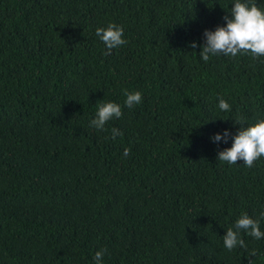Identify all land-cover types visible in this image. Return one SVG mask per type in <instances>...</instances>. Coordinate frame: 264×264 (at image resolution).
<instances>
[{
    "label": "trees",
    "instance_id": "obj_1",
    "mask_svg": "<svg viewBox=\"0 0 264 264\" xmlns=\"http://www.w3.org/2000/svg\"><path fill=\"white\" fill-rule=\"evenodd\" d=\"M230 2L0 0V264H93L100 248L104 264H264V239L222 243L264 210V156L229 165L231 138L209 139L264 118V57L204 62L189 44ZM110 21L127 44L106 55ZM105 101L123 114L98 130Z\"/></svg>",
    "mask_w": 264,
    "mask_h": 264
},
{
    "label": "clouds",
    "instance_id": "obj_2",
    "mask_svg": "<svg viewBox=\"0 0 264 264\" xmlns=\"http://www.w3.org/2000/svg\"><path fill=\"white\" fill-rule=\"evenodd\" d=\"M231 7L223 17L224 23L214 29L203 30V44L190 41V47L199 46V56L207 62L211 56L223 54L235 57L244 52L253 57H264V8L257 5L256 0H231ZM95 35L103 42L106 52L117 49L127 44L124 36V28L115 22H108L106 26H97ZM142 101V93L139 90L125 92V107H133ZM219 111L230 113L232 106L224 98H219L216 105ZM122 106L115 101L101 103L89 125L98 130H104L108 121L122 116ZM219 117V116H217ZM243 118H238L235 123L244 124ZM122 135L120 129H111V138ZM231 138V145L219 150L216 158L229 165L237 164L240 160L247 167H252L254 161L264 156V118L255 120L246 126H241L235 133L228 128L212 133L209 139L216 144L227 143ZM130 149L125 147L123 157H128ZM261 220H264V210H261L258 218H253L246 212L236 218L232 226L228 227L222 235L223 247L229 251L236 247H246L241 232L256 240L264 239V230L261 229ZM107 249L100 248L95 251L93 264H104V255Z\"/></svg>",
    "mask_w": 264,
    "mask_h": 264
}]
</instances>
